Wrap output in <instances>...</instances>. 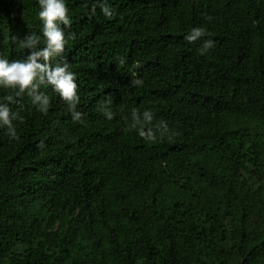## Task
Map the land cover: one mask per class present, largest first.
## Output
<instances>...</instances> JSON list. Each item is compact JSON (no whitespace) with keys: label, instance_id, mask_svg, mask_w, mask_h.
Masks as SVG:
<instances>
[{"label":"trees","instance_id":"16d2710c","mask_svg":"<svg viewBox=\"0 0 264 264\" xmlns=\"http://www.w3.org/2000/svg\"><path fill=\"white\" fill-rule=\"evenodd\" d=\"M64 2L37 62L75 74V112L0 85V264H264V0ZM40 10L0 0V58L46 47Z\"/></svg>","mask_w":264,"mask_h":264},{"label":"clouds","instance_id":"9594fccd","mask_svg":"<svg viewBox=\"0 0 264 264\" xmlns=\"http://www.w3.org/2000/svg\"><path fill=\"white\" fill-rule=\"evenodd\" d=\"M40 12L39 18L43 22V35L46 38V47L40 51H33L24 61H13L9 63L7 59L0 58V85L6 88L16 89L19 88L20 92L26 89L36 88V80L39 79L41 83L45 81L54 86V90L58 92L61 98L67 103L69 111L75 112V107L80 102V97L77 93V83L75 74L68 70V65L63 66L57 64L56 67H51L50 64L38 63V58L43 57L45 61H49L53 56H59L63 53L65 46L68 44L69 37L66 36L65 26L71 27V19L68 15V8L64 0H39ZM99 5L101 11L106 17L114 15L111 7L106 3V0H94L92 10ZM63 26V27H62ZM75 34H72L74 38ZM210 35L206 33L203 28H193L185 39L189 42H195L200 37ZM39 37L31 35L26 42H22L21 47L33 48L39 43ZM214 46L212 40H205L199 48V54L204 55L210 48ZM124 60H120L122 65ZM142 81L134 80L133 85L141 84ZM11 99V97H7ZM37 101L42 100L41 111L47 113L49 107L48 96H37ZM10 110L0 105V121L9 126V130L13 138H18L16 129L12 127V122L9 119ZM79 113H75V117L79 118ZM111 116V113H108ZM133 115L136 113L134 111ZM144 116L148 121H151L152 116L149 111L144 112ZM145 133L141 132V136ZM148 135H152L151 132Z\"/></svg>","mask_w":264,"mask_h":264}]
</instances>
